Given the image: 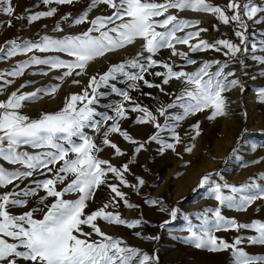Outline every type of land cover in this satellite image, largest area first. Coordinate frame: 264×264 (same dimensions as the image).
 Returning <instances> with one entry per match:
<instances>
[{
    "label": "snow or ice",
    "instance_id": "1",
    "mask_svg": "<svg viewBox=\"0 0 264 264\" xmlns=\"http://www.w3.org/2000/svg\"><path fill=\"white\" fill-rule=\"evenodd\" d=\"M5 2L7 6H0V13L13 15L11 0ZM74 2L75 0H43L46 5ZM99 5H106L112 10L111 14L97 15L89 19V12ZM186 10L214 15L225 25L235 23L238 29H242L234 33L239 38V44L227 39H218L211 43L200 39L197 43H190L207 29L197 28L201 23L199 20L180 18L178 13ZM56 12L57 9L54 7L48 11L37 12L28 16V22L52 17ZM228 12L232 14L228 15ZM260 13H264V5L256 3L255 0H246L243 3L240 0H229L224 7L213 5L208 0H162V2L161 0H90L87 8L69 23V27L87 23L89 27L81 33L67 34L61 38L46 35L39 41L11 40L0 46V60L18 54L33 53L34 50L40 53H62L70 58H61L60 55H48L44 58L35 54L29 56L28 59L17 63L10 71L0 72V92H3L6 90L5 86L13 82L7 77H21L30 66H47L48 71L65 69L60 76L54 77L64 82L66 78L86 75L87 68L96 59L132 46L137 41L142 42L133 58L112 64L104 73L89 77L88 84L82 92L69 94L63 102V107L55 112L43 113L38 118L32 119L22 114L21 109L26 102L39 99L41 94H55L60 87L59 84L37 88L31 93L21 92L20 89L27 86L21 84L20 88L11 92L6 100L0 101V160L21 166L13 170L0 166V188L12 186V190L0 193V264H18L20 259L30 264H155V256L127 245L122 238L108 235L98 225V220L128 228H135L145 223L142 219L125 220L119 212L107 211L110 206L119 207L116 198L123 201L128 208L138 207L125 198L126 194L116 183L108 182L109 173L119 181V185L132 187L134 190L144 185L145 181L136 177L137 184L130 185L125 179V173L129 172V164L134 162L135 157L133 156L128 163L120 167L113 165L108 159L100 158L98 154L103 149L94 142V136L87 130L101 133L103 145L114 149L116 156H123L125 153L109 139L110 134L113 133L136 145L135 153L143 150L149 142L160 144L161 152L165 149L175 151V145L181 142L176 132L181 121L190 115L209 109H211L207 117L209 120L226 116L230 101L225 93L237 87L243 91L236 72L226 69L237 61L240 54L248 52L250 27L248 21L257 25L264 23V15L256 18ZM61 19L68 21L69 17L63 16ZM189 28L196 30L185 31ZM53 30L61 33L65 31L59 22ZM178 33L182 34L178 35ZM259 35L262 37L259 42L253 41L251 44L253 52L258 48L264 51V32ZM177 44L188 46L189 52L193 53L206 50L221 52L223 49L226 50L223 51V55L227 59L204 61L192 72L183 68L175 70L174 61L169 63L154 59L162 49H171L172 56H179L187 65H195L197 61L192 59L188 52L178 51L175 47ZM254 59L264 64V56H254ZM239 63L243 65V60L240 59ZM214 65L216 70L209 71ZM156 66L165 69L163 72L154 73L157 77H163L162 84L167 85L171 80H177L183 85L172 102L156 109L159 115L164 117L163 125L158 122L157 116L152 111L136 103L129 91L110 83L116 81L118 76H123L130 82L127 87L133 90L139 87L137 82L142 81L146 87H155L164 92L161 84H154L145 79L149 69ZM129 68L138 71H127L126 69ZM48 71L41 69L38 74L48 75ZM71 83L80 84L81 81L72 79ZM105 87L122 97L120 103L108 105L114 111V116L98 112L95 107L100 98L106 95L105 92L99 91ZM146 95L150 94L146 93ZM165 95L171 94L165 93ZM258 97L264 102V89L258 90ZM124 102L133 105L132 112L138 111L142 114L137 117V124H151L157 129L155 134L150 135L144 142L134 139L127 131L121 129L120 120L127 118ZM170 109L182 111L169 113ZM109 121L112 122L110 125ZM191 127L195 130L196 136L200 135L199 121ZM162 131L170 132L174 143L162 139L160 135ZM192 139H195V136ZM25 147L40 151L31 153L23 150ZM185 151L191 152L192 148L186 147ZM261 161H264V157L252 163L259 164ZM37 172L41 175L48 173L52 175L51 178L33 180L34 187L21 189L19 184L15 183L33 177ZM212 176V172L202 176L197 187L209 186ZM259 178L264 180V172L260 173ZM212 184L214 186L208 187V195L214 198L220 207L205 209L197 217L201 220V224L195 230L189 221L187 229L189 235L186 239L198 249L212 252L230 249L232 264H264V256L249 255L239 247L245 239L251 244L264 245V222L252 220L250 223H238L235 218H226L221 213L222 207L247 211L254 202L264 201V185H258L252 178L250 182L239 187L227 183L221 185L214 181ZM102 185H107L114 196L98 209L86 213L88 202L94 199L96 191ZM58 186H61L59 190ZM222 188L230 189L231 194L225 195ZM40 190L46 193L39 197L41 207L18 215L11 212L13 207L26 206L28 198L36 196ZM69 195H75L76 198L66 199L65 197ZM49 197L54 198L50 203ZM145 203L157 205L161 202L147 200ZM160 211L165 209L161 207ZM209 212L214 218L211 221ZM37 213L40 218H37ZM169 214L175 218L177 209L172 208ZM84 226L91 231H84ZM240 229H252L256 235L237 236L231 243L215 235L222 230ZM93 235L98 238L92 239ZM135 235L139 237L141 233L136 232ZM142 238L156 239L147 236Z\"/></svg>",
    "mask_w": 264,
    "mask_h": 264
},
{
    "label": "rangeland",
    "instance_id": "2",
    "mask_svg": "<svg viewBox=\"0 0 264 264\" xmlns=\"http://www.w3.org/2000/svg\"><path fill=\"white\" fill-rule=\"evenodd\" d=\"M208 2L213 5L224 7L229 0H208ZM240 2L243 3L246 2V0H240ZM255 2L264 5V0H255ZM89 3L90 0H75L72 4L58 5L52 3L46 5L43 3V0H11L14 14L9 16L0 13V46H4L6 42L11 40H17V42L24 40L39 41L46 35L53 38H61L63 35L67 34H79L86 30L89 25L85 23L69 27V23L75 17L80 15L87 8ZM0 6H7L5 0H0ZM53 7L57 9V12L52 17H43L32 23L28 22V16L37 12L48 11ZM111 11L112 10L108 9L106 5H99L89 12V19H92L97 15H110ZM172 11L175 12V10ZM178 15L180 18L199 20L201 23L197 28H202V24L206 19L216 18L211 14L195 13L190 10L179 12ZM261 15H264V13L258 14L256 18H259ZM63 16H68V21L62 20L61 17ZM9 20L11 21V26H9ZM57 22H59L60 26L65 29L63 33L53 30ZM231 24L234 25V29L237 27L235 23ZM248 24L250 25L248 29L249 50L247 53L240 54L237 57V61L230 64V67L226 69V71L236 72L243 87V91H241L240 87H237L230 92L225 93L230 101L228 105V114L226 116L209 120L207 119L211 112V109H209L195 115H190L185 120L181 121L176 128V132L179 134L181 142L175 145V151L165 149L161 152L160 144L149 142L145 145L143 150L139 153H135L133 151L136 145L125 141L119 136V134L113 133L114 136L125 141L126 146H119L125 155L116 156L114 154V149L113 152L109 153L108 158L101 157V152L98 154L100 158L110 160V162L117 167L128 163V161L134 156V162L129 164V172L125 173V179L130 185L137 184L136 177H140L145 181L144 185H141L138 189L134 190L132 187L119 185V181L115 180L112 174L109 173L108 182L116 183L120 190L126 194L125 198L131 204L138 205V207L128 208L124 205L123 201L116 198L119 207L113 208L110 206L107 209V211L119 212L121 217L125 220L142 219L145 223H142L135 228H128L126 226L110 225L102 220H98V225L101 227L102 231L108 235L122 238L127 245L137 247L142 252L148 253L150 256H155V264H232V253L230 249L226 251L212 252L207 249H198L189 242L186 239L189 235L187 231L189 221H191L195 230L196 228H199L201 224V220L197 219V217L200 216L205 209H215L216 207H220L218 202L208 195V187L214 186L212 181L221 185L227 183L239 187L244 183L250 182V178H252L255 179L258 185H264V180L259 178L260 173L264 172V161H261L259 164L252 163V161L260 160L261 157H264V102H261L258 97V90L264 89V74H262L264 73V64H261L257 59H254V56H264V51H260L259 48L256 52L251 50L252 42H259L262 38L259 33L264 32V23L257 25L252 21H248ZM192 30L196 29L189 28L185 31ZM180 34L182 33H178V35ZM234 38L237 39L234 43L239 44V38L233 35L232 39ZM200 39L206 40L210 43L215 41L202 32L199 37L194 38L190 43H197ZM141 43V41H137L136 44L132 46L112 52L123 54L119 57V61L117 62L110 60V57L102 60V63L100 64L95 65V63L91 62L95 67H92V70L87 69L88 71L86 70V75L91 77L93 75L102 74L107 71L112 64H118L126 59L133 58L140 49ZM177 45L181 48L178 51L188 52L189 56L192 59H195L197 63L195 65H187L185 61L179 60L180 65L175 66V70L177 68V70L183 68L185 71L192 72L195 71L204 61H224L227 59V57L223 55V51L226 50L223 49L221 52L206 50L193 53L189 52V50H184L185 48H188V46L182 44ZM163 51L164 50L162 49L154 59L167 61L162 55ZM112 53L110 55L111 57ZM33 54L41 58L48 55H60L61 58L70 59L62 53H40L34 50L33 53L18 54L15 57L0 60V72L10 71L17 63L28 59L29 56ZM169 54L172 55L171 52H169ZM145 55H147V53H145ZM240 59L243 60V65L239 63ZM41 69L48 71L47 66L33 65L26 69L24 75L21 77H7V79L12 80L13 82L12 84L5 86V91L0 92V101L2 98H7L11 92L20 88L21 84L27 85L20 89V91L24 93H31L37 88L59 84L60 87L58 91L55 94H51L53 97H51L50 100L54 99L59 93L60 98L64 101L68 94H71V87L79 85L70 82L65 84L66 80L69 78H66L64 82L54 79V77L62 74V72L55 73L56 70L48 71V75L38 74ZM126 70L130 72L138 71L137 69L131 68ZM215 70V65L209 69V71ZM156 71L163 72L165 69L159 66L149 69V72L145 74V79L154 84L162 85L163 77L155 76L154 73ZM86 75H81L79 77ZM70 79H75V76L70 77ZM29 81L32 83H27ZM110 83H114L118 88L129 91L133 100L152 111L153 114L157 116V120L161 125L164 124L165 120L164 117L159 115L156 109L161 105H166L167 103L172 102L175 99V94L178 93L179 88L183 87L180 81L175 80L172 84L163 85L165 87L161 86L164 89V92H161L160 89L155 87L148 88L142 81H139L137 82L139 87L133 90L127 87L130 82H128L123 76H118L116 81H111ZM87 84H84L82 89H79V92L77 93H81ZM99 90L105 92L106 95L101 97L99 103L95 105L96 109L98 105H100V109H97V111L114 116V111L108 107V105L120 103L122 97L112 93L108 87ZM146 93H149L150 95H146ZM165 93H170L171 95H165ZM44 95L45 94H41L40 98L35 101L26 102L25 106L21 109L22 114H26L32 119L38 118L40 115L28 114L32 113L28 112V110L33 109L34 104L39 103ZM124 103L127 110V118L120 120L121 129L127 131L126 128H129L131 131H135L140 125L143 126L142 138L144 141L147 140L150 135L155 134L157 129L151 124H137L135 122L126 127V123L129 122V119L132 116L142 114L138 111L132 112L131 107L133 105L131 103ZM59 109L60 108H56L50 113ZM168 111L169 113H177L182 110L170 109ZM256 115H258V117ZM239 118L241 119V123L238 122ZM197 121L200 123V135L198 136H196L195 130L191 127V125L195 124ZM111 123V121L108 122L109 125ZM87 131L90 135L94 136V142L104 151L105 146L102 143V134L93 133L90 129ZM111 135L112 134H110V136ZM160 135L165 141L174 143L170 132L162 131ZM131 136L136 140L141 138L139 134H133ZM193 136H195V139H192ZM116 144L118 145V143ZM254 146L255 150H253ZM186 147H191L192 151L186 152ZM23 150H27L31 153L40 151L30 147H25ZM0 166L9 170L21 168L18 164L11 165L3 160H0ZM202 166L204 167L201 168ZM209 172L213 173L209 186L198 188L197 185L199 184L201 177ZM51 175V173L41 175L37 172L33 177L24 181H16L15 183L19 184L21 189L25 187H34L35 185L32 183L33 180L51 178ZM234 176L242 177L238 180L232 178ZM59 187L61 186H58V190ZM194 189L195 191H193ZM10 190H12L11 185L4 189L0 188V193ZM222 191L225 195L231 194L230 189L222 188ZM45 194L46 193L43 190H40L36 196L28 198L26 206L13 207L11 212L18 215L25 211L41 207L39 204V197L44 196ZM113 196L114 193H111L107 185H102L96 191L94 199L88 202V207L85 209V212L91 213L98 209L104 203L110 201ZM65 198L75 199L76 196L69 195ZM162 198L165 199V202H163ZM53 199L54 198L49 197L48 202L50 203ZM147 200H159L161 203L151 205L145 203ZM161 207H163L165 211H160ZM172 208L177 209V216L175 218L171 217L169 214ZM257 209H259V211H257ZM221 213L226 218H235L238 223H250L252 220L264 222V201L258 200L254 202L247 211H236L234 209L222 207ZM257 213L259 214L256 215ZM208 216L210 221L214 219L211 212L208 213ZM37 218H40L39 213H37ZM166 221L167 223H165ZM161 225L164 226L161 227ZM84 231L88 232L91 231V229L84 226ZM136 232L141 233V236H136ZM215 235L231 243L237 236H254L256 235V232L252 229H240L238 231L222 230L216 232ZM145 236L154 237L156 239H143L142 237ZM97 238L98 237L95 235L92 237V239ZM239 247L243 248L249 255L264 256V245L251 244L245 239ZM18 264H30V262H25L20 259L18 260Z\"/></svg>",
    "mask_w": 264,
    "mask_h": 264
},
{
    "label": "bare ground",
    "instance_id": "3",
    "mask_svg": "<svg viewBox=\"0 0 264 264\" xmlns=\"http://www.w3.org/2000/svg\"><path fill=\"white\" fill-rule=\"evenodd\" d=\"M19 2H21V1H19ZM23 2V1H22ZM161 2H162V0H161ZM17 3V2H16ZM13 5V4H12ZM15 7V6H14ZM10 21V20H9ZM4 25V24H3ZM9 27V26H8ZM5 28V27H4ZM15 29H16V27H15ZM14 29V30H15ZM7 31V30H6ZM9 31V30H8ZM17 31V30H16ZM16 31H14V32H16ZM17 33V32H16ZM15 33V34H16ZM13 34V33H12ZM1 35V34H0ZM3 36V35H2ZM1 38V37H0ZM3 38V37H2ZM14 38V37H13ZM2 40V39H1ZM175 47H176V49L177 50H179V49H181L180 47H178V45H175ZM164 51L162 52V55H163V57L167 60V62H169V63H171V62H175V66H179L180 64H179V60H181L180 58H179V56H172V55H170L169 54V52H171V49H163ZM184 50H189L188 48H185ZM162 51V50H161ZM114 54V55H113ZM191 54V53H190ZM111 55V53H108V54H106L103 58H98V59H96L93 63H95V65L96 64H100V63H102V60H104V59H107V58H109L110 60H112L113 62H117V61H119V57H121L123 54L122 53H112V57L110 56ZM193 55V54H192ZM181 62H183V61H181ZM180 62V63H181ZM94 64H91L87 69L88 70H92L93 68L92 67H95V66H93ZM178 69V68H177ZM176 69V70H177ZM65 69H58V70H56L55 71V73H57V72H63ZM87 70V71H88ZM34 71V70H33ZM89 77L90 76H83V77H76L75 76V79H78V80H81V83L78 85V86H73V87H71V89H70V91H71V93H77V92H79V89H82V86H84V84H87L88 83V80H89ZM21 79V78H20ZM71 79L69 78L68 80H66V82H65V84L66 83H71V81H70ZM175 80H171L170 81V83L169 84H172L173 82H174ZM12 84V83H11ZM175 84V83H174ZM164 84H162L161 86H163ZM63 87V86H62ZM68 87H69V85H68ZM163 87H165V86H163ZM167 87V86H166ZM182 87H180L179 88V90H178V92L180 91V89H181ZM61 89H63V88H61ZM100 91V90H99ZM29 92H31V91H29ZM70 94V93H69ZM68 94V95H69ZM178 94V93H177ZM51 97H53L52 95H44L43 97H42V99H41V101L39 102V103H36V104H34V108L33 109H31V110H28V112H32V113H28V114H37V115H41V114H43V113H50L52 110H55L56 108H62V106L63 105H61V104H63V99L62 98H60V95H59V93H58V95L54 98V99H51L50 100V98ZM7 98H2L1 99V101H4V100H6ZM49 100V101H48ZM240 106V105H239ZM30 107H32V106H30ZM259 107V106H258ZM28 109H30V108H28ZM97 109H100V105H98V107H97ZM255 112V111H254ZM253 113V112H252ZM138 116H140V115H134V116H132L130 119H129V122H127L126 124H127V126L126 127H128L129 125H131V123H135L136 122V119H137V117ZM257 117H258V115H256ZM260 116V115H259ZM260 119V118H259ZM264 120V119H263ZM164 121V120H163ZM239 123H241V119L239 118V121H238ZM262 124V123H261ZM143 126H139L138 127V129L137 130H135V131H131V129H129V128H126V130H127V132L129 133V134H131V135H133V134H139L140 136H141V138H139V140L138 141H140V142H144V139L142 138L143 137ZM100 135H101V133H100ZM109 139H111L113 142H115L116 141V143H118V146H126L125 145V141L124 140H121V138H118V137H116V136H114L113 134L109 137ZM136 147V146H135ZM248 147V146H247ZM111 152H113V149L112 148H110V147H107V146H105V149H104V151H102L101 153H100V155H101V157H103V158H108L109 157V153H111ZM134 152V151H133ZM226 152V151H225ZM224 152V153H225ZM204 166H202L201 168H203ZM17 168V167H16ZM196 176V175H195ZM240 177H242V176H240ZM240 177H238V176H234V177H232V178H235V179H238V180H240ZM4 189V188H3ZM163 199V202H165V199L164 198H162ZM259 213H257L256 215H258Z\"/></svg>",
    "mask_w": 264,
    "mask_h": 264
},
{
    "label": "built area",
    "instance_id": "4",
    "mask_svg": "<svg viewBox=\"0 0 264 264\" xmlns=\"http://www.w3.org/2000/svg\"><path fill=\"white\" fill-rule=\"evenodd\" d=\"M202 26V28L207 29L204 33L213 41L217 39H227L231 41L233 38V25H225L217 18L206 19Z\"/></svg>",
    "mask_w": 264,
    "mask_h": 264
},
{
    "label": "trees",
    "instance_id": "5",
    "mask_svg": "<svg viewBox=\"0 0 264 264\" xmlns=\"http://www.w3.org/2000/svg\"><path fill=\"white\" fill-rule=\"evenodd\" d=\"M227 14H228V15H231L232 13H231V12H228ZM232 25H233V24H232ZM233 26H234V25H233ZM236 30H238V28L235 27V29H234V27H233V35H235L234 33H235ZM233 40H234V41H233ZM235 41H237V39H235V38L231 40V42H233V43H234Z\"/></svg>",
    "mask_w": 264,
    "mask_h": 264
}]
</instances>
